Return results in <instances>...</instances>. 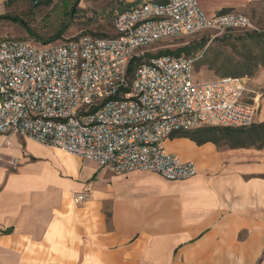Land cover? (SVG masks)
I'll return each instance as SVG.
<instances>
[{"label":"crops","instance_id":"1","mask_svg":"<svg viewBox=\"0 0 264 264\" xmlns=\"http://www.w3.org/2000/svg\"><path fill=\"white\" fill-rule=\"evenodd\" d=\"M26 1L0 0V16ZM243 83L257 109L251 126L264 123V71ZM180 135L164 146L197 169L180 181L115 175L32 139L0 136V264H264V142L197 144ZM78 192L86 202H73Z\"/></svg>","mask_w":264,"mask_h":264},{"label":"built area","instance_id":"2","mask_svg":"<svg viewBox=\"0 0 264 264\" xmlns=\"http://www.w3.org/2000/svg\"><path fill=\"white\" fill-rule=\"evenodd\" d=\"M113 28V37L55 44L0 40V136L32 139L115 175L141 171L180 181L197 169L166 150L167 138L253 124L257 109L245 99L243 79L196 82L197 58L152 57L128 76L130 61L161 41L254 32L249 17L208 16L198 0H142L116 13ZM7 164L18 166L14 159ZM72 199L81 204L88 196Z\"/></svg>","mask_w":264,"mask_h":264},{"label":"rangeland","instance_id":"3","mask_svg":"<svg viewBox=\"0 0 264 264\" xmlns=\"http://www.w3.org/2000/svg\"><path fill=\"white\" fill-rule=\"evenodd\" d=\"M137 1V3H136ZM142 0H27L19 3L11 15L18 17L34 33L30 37L24 28L8 21H0V40L13 38L30 43L45 42L57 31L66 27L61 37L48 44H55L63 39L77 38L83 35L114 36L113 18L116 13L135 6ZM200 7L207 14L221 10L245 15L256 28L252 38L227 32L211 38L210 34H198L167 39L157 43L147 51L155 55L159 51H175L191 45L196 48L204 37L206 43L202 49L192 50L197 58L194 67V80L206 82L221 76L234 75L257 67L254 75L264 71V0H198ZM136 3V4H131ZM218 11V12H219ZM217 12V13H218ZM216 13V14H217ZM185 56V55H180ZM253 75V76H254ZM250 77H243L242 79ZM262 95V88L257 89ZM248 128L203 127L193 131H202L205 137L220 145L248 144L244 133ZM115 187V186H113Z\"/></svg>","mask_w":264,"mask_h":264},{"label":"trees","instance_id":"4","mask_svg":"<svg viewBox=\"0 0 264 264\" xmlns=\"http://www.w3.org/2000/svg\"><path fill=\"white\" fill-rule=\"evenodd\" d=\"M154 1H158V2H163L164 0H154ZM137 3V1H136ZM136 3H131V4H136ZM218 13H226V11H219ZM0 21H8L14 24H18L20 25L22 28L25 29V31L27 32V34L30 37H34V33L31 29H29L28 27H26V25L16 16L11 15V13H6L4 15L0 16ZM66 29V27H62L60 28L57 33H55L52 37L48 38L45 42H43V44H48L50 42L55 41L56 39L60 38L62 33L64 32V30ZM233 32L235 34H239L237 38L242 39V37L248 36L250 38L253 37V35H258L256 33H246V32H238V31H230ZM91 36H95V35H91ZM242 36V37H241ZM252 36V37H251ZM95 37H99V38H106L104 36H95ZM206 40L204 37H202L200 39L199 45L196 48H192L191 45H187L181 48L176 49L175 51H159L158 53H156L155 55L150 54L147 50L143 52L142 56L140 57H135L130 61L129 67H128V76L131 77L133 70L142 62L147 61L148 59L152 58V57H158V56H180V55H185L186 57H191L193 51L192 50H197V49H202L206 43ZM152 48V47H151ZM149 48V49H151ZM197 62V61H196ZM194 63V67L195 64ZM257 67H249L246 71H239L237 72L232 78H243V77H252L254 75V73L256 72ZM224 77H231L229 75L226 76H221L219 78H224ZM217 78V79H219ZM246 134V137L248 138V144H235L232 146H254L259 148L262 144V142H264V123L258 124V125H253L251 127H249L247 129V131L244 132ZM205 133H203L202 131L198 132V131H190V132H185L182 133L180 135V137H185V138H189L190 140L196 142L197 144H201L207 141H211L214 142L211 139H208L205 137ZM216 144H218L217 142H214Z\"/></svg>","mask_w":264,"mask_h":264}]
</instances>
